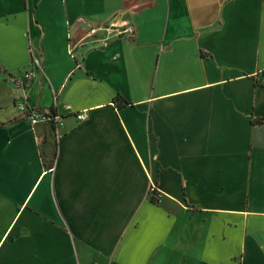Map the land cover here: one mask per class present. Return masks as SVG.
Returning a JSON list of instances; mask_svg holds the SVG:
<instances>
[{
	"label": "crops",
	"instance_id": "0c3cea01",
	"mask_svg": "<svg viewBox=\"0 0 264 264\" xmlns=\"http://www.w3.org/2000/svg\"><path fill=\"white\" fill-rule=\"evenodd\" d=\"M35 59L11 100L60 120L0 112V264H264V0H0L1 67Z\"/></svg>",
	"mask_w": 264,
	"mask_h": 264
},
{
	"label": "built area",
	"instance_id": "2783aa9c",
	"mask_svg": "<svg viewBox=\"0 0 264 264\" xmlns=\"http://www.w3.org/2000/svg\"><path fill=\"white\" fill-rule=\"evenodd\" d=\"M136 35V28L133 24L128 22L122 14L115 15L114 19L108 23H93L89 26L86 33V40H90L92 43L99 45L100 47H107L113 41L123 39V38H133ZM39 64L36 59L33 61V66L24 70L19 75L11 76L16 88L25 89L28 87L29 82L34 76L35 68H38ZM55 100H58V96H55ZM16 107L18 108L21 116L27 120L31 126H36L37 124H55L57 125L60 120V116L54 114L50 108H40L37 106H32L28 103L26 99H19L16 102ZM86 110L77 113V118L79 120H84ZM155 187L151 188L153 191Z\"/></svg>",
	"mask_w": 264,
	"mask_h": 264
},
{
	"label": "rangeland",
	"instance_id": "374dc122",
	"mask_svg": "<svg viewBox=\"0 0 264 264\" xmlns=\"http://www.w3.org/2000/svg\"><path fill=\"white\" fill-rule=\"evenodd\" d=\"M10 79L12 80L11 76L0 69V112L4 114L6 111L10 113L11 110H17L16 103L11 100L14 92V82L13 80L10 82Z\"/></svg>",
	"mask_w": 264,
	"mask_h": 264
},
{
	"label": "trees",
	"instance_id": "16d2710c",
	"mask_svg": "<svg viewBox=\"0 0 264 264\" xmlns=\"http://www.w3.org/2000/svg\"><path fill=\"white\" fill-rule=\"evenodd\" d=\"M0 69H2L4 72L7 73V70L3 69L0 65ZM10 76H13L12 74H10ZM114 103L117 106H123V105H129L131 104L130 102H128L121 94L117 95L114 98ZM50 110L54 113L57 114V110L56 108L53 106L50 108ZM51 127L55 128V124H50ZM56 156V152L54 153V157ZM151 201L158 203L160 201V198L157 196V191L156 189H154L153 191H151Z\"/></svg>",
	"mask_w": 264,
	"mask_h": 264
}]
</instances>
